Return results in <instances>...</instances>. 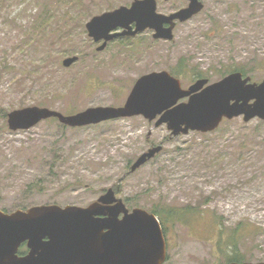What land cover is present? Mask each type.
Returning a JSON list of instances; mask_svg holds the SVG:
<instances>
[{
  "label": "rangeland",
  "instance_id": "374dc122",
  "mask_svg": "<svg viewBox=\"0 0 264 264\" xmlns=\"http://www.w3.org/2000/svg\"><path fill=\"white\" fill-rule=\"evenodd\" d=\"M132 1L0 0V109L36 105L72 114L119 106L152 71H168L183 88L199 77L215 82L233 67L250 82L264 78L263 0H201L203 9L176 22L169 41L146 29L97 51L101 43L87 35L86 22ZM156 2L165 14L188 3ZM73 55L78 60L64 67ZM179 62L185 73L177 74ZM153 123L132 116L66 127L51 118L11 131L0 115V209L87 206L125 175L113 189L129 209L161 216L194 207L166 219V228L161 223L164 264H227L234 253L264 261V122L235 117L212 132L177 136ZM158 144L160 153L127 173Z\"/></svg>",
  "mask_w": 264,
  "mask_h": 264
},
{
  "label": "water",
  "instance_id": "95a60500",
  "mask_svg": "<svg viewBox=\"0 0 264 264\" xmlns=\"http://www.w3.org/2000/svg\"><path fill=\"white\" fill-rule=\"evenodd\" d=\"M187 1L185 7L165 14L157 11L156 0H133L129 6L94 15L85 24L87 35L94 42L102 40L97 51L115 37L134 36L145 29L153 31V39L169 41L177 21L185 22L203 8L201 0ZM117 28L122 30L114 31ZM77 59V55L68 56L61 63L69 67ZM138 115L154 121L155 127L165 125L173 136L211 132L224 118L264 120V78L250 82L249 76L233 71L215 82L202 77L182 88L180 80L168 71H152L136 79L119 106H93L63 114L34 105L12 110L6 119L8 129L17 131L48 118H56L64 126L83 127ZM161 151L162 144L151 146L137 156L127 173ZM23 243L27 251L19 254ZM165 260L166 244L156 215L139 207L129 210L112 187L87 206L0 209V264H163Z\"/></svg>",
  "mask_w": 264,
  "mask_h": 264
},
{
  "label": "trees",
  "instance_id": "16d2710c",
  "mask_svg": "<svg viewBox=\"0 0 264 264\" xmlns=\"http://www.w3.org/2000/svg\"><path fill=\"white\" fill-rule=\"evenodd\" d=\"M186 67H187V64L185 63H182V62H179L178 63V66H177V71H179V72H177V74H179V73H185L184 71H185V69H186ZM232 70H237V71H241V73H244V74H246L244 71H242V69L241 68H239V67H233V69ZM172 72V71H171ZM176 72V71H175ZM175 72H172L173 74H175L176 75V73ZM198 76H201V75H198ZM0 115L3 117V118H6V112L5 111H3V109H0ZM261 122H264V120H260ZM114 186H117V184H115ZM114 186H113V188H114ZM118 186H119V184H118ZM194 207H190V206H187V207H185V208H181V209H174L173 210V208H167V209H164V211H165V215H162L161 214V216H160V213H158L156 210H151V212H153V213H155L156 215H158L159 217H160V220H161V223H162V225H163V228H166L165 227V223L167 222V220H169L171 217L173 218L174 217V215L176 216V215H178V214H180V213H178V212H180V211H188L189 209H190V211H192V210H194L193 209ZM175 218H177V219H180L181 218V216L179 215V216H176ZM167 219V220H166ZM26 246L25 245H20V247H19V250H18V253L19 254H25L26 253ZM225 261H237V262H241V261H244L243 260V257H241V255L240 254H237V253H234L233 255H230V256H228L227 257V259L225 260Z\"/></svg>",
  "mask_w": 264,
  "mask_h": 264
},
{
  "label": "flooded vegetation",
  "instance_id": "af4514ba",
  "mask_svg": "<svg viewBox=\"0 0 264 264\" xmlns=\"http://www.w3.org/2000/svg\"><path fill=\"white\" fill-rule=\"evenodd\" d=\"M118 30H120V28H117V29H116V31H118ZM117 38H119V37H117ZM114 39H116V38H114ZM114 39H112V40H114ZM110 41H111V40H110ZM99 42L102 43V40L99 41ZM108 42H109V41H108ZM108 42H107V43H108ZM167 250H168V245L166 244V251H167Z\"/></svg>",
  "mask_w": 264,
  "mask_h": 264
}]
</instances>
